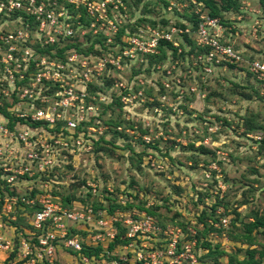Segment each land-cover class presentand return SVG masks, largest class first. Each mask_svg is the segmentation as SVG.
Wrapping results in <instances>:
<instances>
[{"label":"rangeland","instance_id":"374dc122","mask_svg":"<svg viewBox=\"0 0 264 264\" xmlns=\"http://www.w3.org/2000/svg\"><path fill=\"white\" fill-rule=\"evenodd\" d=\"M204 1L112 0L111 31L78 45L88 57V95L76 102L78 111L65 109L62 117L72 114L81 127L62 131L65 144L51 148V163L17 185L18 194L36 189L121 215L150 210L162 231L179 227L187 239L189 226L211 241L214 254L197 246L202 264H229L247 248L263 250L264 261V227L252 230L250 240L234 238L253 217H264V93L243 64L202 73L192 32L198 13L210 10ZM211 1L225 38L246 57L264 59V0H231L228 10V0ZM154 31L160 35L155 52L132 51L131 37L147 41ZM22 210L10 216L16 220ZM14 220L3 222L13 227ZM210 225L215 228L207 230ZM27 227L21 218L16 233L33 246ZM69 254L59 248L54 264H90Z\"/></svg>","mask_w":264,"mask_h":264},{"label":"built area","instance_id":"2783aa9c","mask_svg":"<svg viewBox=\"0 0 264 264\" xmlns=\"http://www.w3.org/2000/svg\"><path fill=\"white\" fill-rule=\"evenodd\" d=\"M111 3L112 0H0V188L26 185L34 175L43 173L51 163V148L65 144L62 131L78 127L72 114L62 117L65 109L78 111L76 102H84L88 95L90 69L84 60L88 57L75 45L97 33L111 31ZM198 18L193 39L202 50L195 55L203 64L202 73L208 75L217 67L243 64L264 93V59H250L229 42L219 18L208 12L198 13ZM112 32L116 33V29ZM159 36L154 31L147 41L131 37L129 44L132 51L155 52ZM164 37L171 40L169 34ZM79 64L86 68L81 74L75 68ZM2 110L10 113L13 121ZM59 121L61 124L54 129ZM92 189L97 191L96 187ZM0 202L1 225L4 216L15 219L10 214L17 208L38 207L30 219L37 243L32 246L16 234L22 256L32 264H54L59 248L74 252L79 260L90 264H200L195 239H183L179 227L162 231L155 218L144 211H136L134 216L121 215L106 209L94 210L79 202L65 207L58 197L46 192L26 197L5 191L4 195L0 193ZM115 222L125 228L124 236L129 239L117 246L118 251L126 250L119 254L108 250L117 233ZM221 224H226V218L221 219ZM71 229L76 232L71 233ZM158 232L164 237L158 238ZM1 240L2 237L0 248L11 252L12 241ZM83 246L102 250L98 256L89 257L81 252Z\"/></svg>","mask_w":264,"mask_h":264},{"label":"trees","instance_id":"16d2710c","mask_svg":"<svg viewBox=\"0 0 264 264\" xmlns=\"http://www.w3.org/2000/svg\"><path fill=\"white\" fill-rule=\"evenodd\" d=\"M204 2H205V5L210 8V10L208 11L209 16H211V17L218 16L219 13H218V9H217V6L215 5V3L213 1H211V0H205ZM231 5H232V1L231 0H228V4L225 5V6H223V8L225 10H228L231 7ZM220 21L222 22V24L224 23L223 20L220 19ZM198 22H199V18H197V21H196V23H195V25L193 27L192 34L196 30L197 25H198ZM194 44H195V42H194ZM78 45H80V44H76L75 45L76 48H77V50H80L82 52V49ZM68 46H72V45L67 44L66 47H68ZM195 47H196V55L198 53L202 52V50L200 48H198V46L196 44H195ZM46 51L48 52L50 50H46ZM254 57H256V56L250 55V59H252ZM202 66H203V64L200 63L201 70H202ZM227 67H230V68L233 67V68H235L237 66L234 65V64H228ZM241 69L244 70L243 67H241ZM2 112H3L2 114H4L5 116L9 117L13 121V118H12V116H11L10 113L6 112L5 110H2ZM12 124H13V122H12ZM60 124H61V121L57 122L56 128H54V129H57ZM80 127L81 126L78 125V128H80ZM83 129H82V131H83ZM78 131L80 132V130H78ZM40 174H42V173H40ZM34 176H36V175H34ZM46 177L48 178V176H46ZM5 191H7V193L10 194V195H17V196H25L26 195V197H33L35 195V193L40 192L39 190L32 189L28 194H23L22 195V194H18L17 193L16 186L9 187L8 185H6L3 189L0 188L1 195H4L5 194ZM53 196L58 197L60 199L62 205L65 206V207H70L75 202V201H72L71 198H65V200L63 201L62 197L57 196L55 194H53ZM0 204H1V202H0ZM86 206H88V205H86ZM90 206H92L94 210L106 209V211H108L110 213H113L112 212L113 210L108 209V208L102 206L99 203L98 204H95V205L94 204H90ZM132 206L133 205L123 206L120 209H131ZM22 209H23L21 211L22 213L20 214L21 216H17L16 220L13 221V227L15 229V233H16V230H17V225H19L20 219L23 218L24 221L27 220L28 227L26 229H29L30 235H31L30 237H32V239L34 240L32 243L33 244H36L37 243V232L32 227V225L30 223V219H31L32 214L34 213L35 210L38 209V207L37 206H29V205H27L25 208H22ZM141 211H144L148 215L153 216L155 218L156 225L159 226V222H158L157 216H155L152 211H150V210H144V209L141 210ZM222 226H224V225H222ZM115 227L117 229V233H116V236H115L113 242H111L108 245V248H109L108 250L109 251L114 250V248H116V246H118L120 244H126V243L129 242V239L124 236L125 228L120 224V222L116 223ZM261 227H264V217H257V216H255V217H253L252 221H249L248 223H246L245 232L242 235H237L234 238L250 240L252 238L251 237L252 230L257 229V228H261ZM214 228L215 227H212V225H210L207 230H211V229H214ZM216 228H221V227H216ZM26 229L24 228L23 230H26ZM184 230L187 233V239H195L196 240V246H195L194 249H195V254L197 256L198 262L200 264L205 263V262H203L200 259L201 256L204 253L202 255L197 254V252H198V247L197 246L198 245L200 246V243L202 244V246L204 247V250L205 251L207 250L206 253H205V254H207L206 256H208L210 254H214V251L213 250L216 249L215 246H212L211 241H209L208 239L203 238V237H199L198 234H197V232L193 233V231L190 230V227L189 226L185 227ZM23 232L25 233V231H23ZM75 232H76V230L71 229V233H75ZM79 232H81V230ZM15 239L18 241L17 237ZM101 250L102 249L100 247L91 248V247H88V246H83L81 252L90 257L92 255L98 256V254L101 252ZM216 252L219 253L220 251H216ZM256 253H258V257H255ZM72 254L75 255L74 252ZM245 254H246V256L243 259H238L236 256H230L229 259H228L229 264H264V261H262L263 250H260L259 251L258 249H255V248H247ZM15 256H16V247L13 248V250L10 252L9 257L5 260V264H10L9 261L10 260H14ZM21 263H22V261H19L17 263L14 262L13 264H21ZM45 264H50V263L45 262Z\"/></svg>","mask_w":264,"mask_h":264},{"label":"crops","instance_id":"0c3cea01","mask_svg":"<svg viewBox=\"0 0 264 264\" xmlns=\"http://www.w3.org/2000/svg\"><path fill=\"white\" fill-rule=\"evenodd\" d=\"M16 234L17 233H15L14 227L6 226L4 224H2V225L0 224V237H2V240H13L16 237ZM116 248H117V246H116ZM7 252L8 251L4 250L3 248H0V257H2L1 258L2 260H6L9 257ZM20 256L19 255L15 256V258H14L15 263L22 261L21 264H32V262L27 257H26L27 259L22 260L23 259L22 257H24V256H22V255H20ZM69 256H72V254H69Z\"/></svg>","mask_w":264,"mask_h":264}]
</instances>
